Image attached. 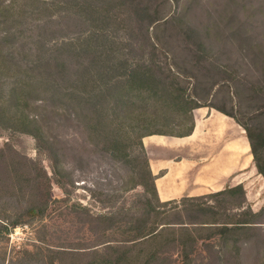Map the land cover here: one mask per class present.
<instances>
[{
  "label": "rangeland",
  "instance_id": "1",
  "mask_svg": "<svg viewBox=\"0 0 264 264\" xmlns=\"http://www.w3.org/2000/svg\"><path fill=\"white\" fill-rule=\"evenodd\" d=\"M194 96L264 133V0H0V264H264L252 156L220 195L154 197L141 140L188 134Z\"/></svg>",
  "mask_w": 264,
  "mask_h": 264
},
{
  "label": "crops",
  "instance_id": "2",
  "mask_svg": "<svg viewBox=\"0 0 264 264\" xmlns=\"http://www.w3.org/2000/svg\"><path fill=\"white\" fill-rule=\"evenodd\" d=\"M193 115L194 128L188 137L146 136L141 140L161 202L218 193L226 182L233 185L241 171L252 168L250 147L238 124L213 109L199 108ZM205 131L214 138L224 135L218 139L222 145L217 153L198 147ZM189 148L195 158L186 157Z\"/></svg>",
  "mask_w": 264,
  "mask_h": 264
},
{
  "label": "trees",
  "instance_id": "3",
  "mask_svg": "<svg viewBox=\"0 0 264 264\" xmlns=\"http://www.w3.org/2000/svg\"><path fill=\"white\" fill-rule=\"evenodd\" d=\"M136 76L139 77V78H137V82L140 83L144 88H145L146 86H147V87H150L149 85H147V84H148V79H147L146 82H144V79H142V78L140 79V77L143 76V75H141V74H139V75L133 74V77H136ZM142 82H144V83L142 84ZM150 88H152V87H150ZM177 90H178L177 92L182 93V92H181L182 90H180V89H177ZM163 92H164L165 95H167V96H170V95L173 93L170 89H168V87H163ZM192 100H196V101H197V105H198V106H196V107H194V108L192 109V110H194V111H195L196 109H199V108L209 107L208 105L200 104L199 101L196 99L195 96L192 97ZM199 105H200V106H199ZM210 108H212V109H214L215 111H217V112H219V113H221V114H223V115H225V116L231 118L236 124H239V125H240V127L243 129V131H244V133H245V137H246V139H247V141H248V143H249V147H250V155L253 157V162H254V164H255V168H256L257 172H258V173L263 177V179H264V169H263V167H261V165H260V163H259V157H258V151H257L259 147L264 146V133L260 132L259 134H254V133H252V130L249 128L248 125H246V124H242V123H241L237 118H235L234 116H232V115H230V114H228V113L222 111L220 108L211 107V106H210ZM192 110H191V111H192ZM194 111H192V112H194ZM193 128H194V117H193V126H192V129L190 130V132H189L188 134H186V135H184V136H175V135H172V134L169 133V132H165V131H160V132H159V131H157V132H154V133H149V134L145 135L144 137H146V136H173V137H182V138H184V137H188V136H190V135L192 134ZM142 150H143V157H144V159H145V163H146L147 168H148V171H149V177H150L151 182H152V185H153L154 197H155L156 201L158 202V204L161 205L162 203H159V200H158V197H157V193H156V190H155V186H154V180H155V177L151 174V172H150V170H149V166H148V162H147V157H146V154H145V151H144L143 146H142ZM227 190H228V189H227ZM225 191H226V190H223V191H220V192H218V193L211 194V195H208V196L210 197V196L220 195L221 193H224ZM208 196H203V197H208ZM172 202H173V201L165 202L163 205H169V204L172 203ZM147 204H149L148 201H147ZM159 209H160V206H159ZM14 222H16V221H13V222H12V225H13V224H17V223H14ZM161 225H162V227H161L159 230H155V231H153V232H150V233L148 234L149 237H153V238L155 239V238L157 237V234H159L160 231H161L162 229L165 228V224H164V223H163V224H160L159 226H161ZM240 225H241L242 228H246V227H248V226H246V225L253 226L254 223L243 222V223H241ZM166 226H167V225H166Z\"/></svg>",
  "mask_w": 264,
  "mask_h": 264
}]
</instances>
